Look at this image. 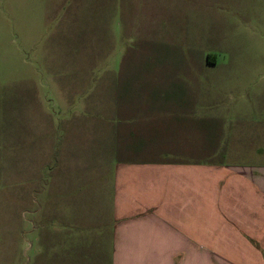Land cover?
Instances as JSON below:
<instances>
[{
    "label": "rangeland",
    "instance_id": "374dc122",
    "mask_svg": "<svg viewBox=\"0 0 264 264\" xmlns=\"http://www.w3.org/2000/svg\"><path fill=\"white\" fill-rule=\"evenodd\" d=\"M253 4L0 1V264L69 259L62 213L74 205L52 186L121 156L94 141L116 99H206L264 147V9Z\"/></svg>",
    "mask_w": 264,
    "mask_h": 264
},
{
    "label": "crops",
    "instance_id": "0c3cea01",
    "mask_svg": "<svg viewBox=\"0 0 264 264\" xmlns=\"http://www.w3.org/2000/svg\"><path fill=\"white\" fill-rule=\"evenodd\" d=\"M252 1L264 9V0ZM209 103L112 101L109 136L94 131V141L101 146L108 139V151L121 156L99 161L86 179L75 175L52 186L54 200L74 206L62 213L69 259L48 261L264 264L262 140L254 131L226 129L229 117ZM222 154L235 161L215 159ZM103 168H112L109 179Z\"/></svg>",
    "mask_w": 264,
    "mask_h": 264
}]
</instances>
